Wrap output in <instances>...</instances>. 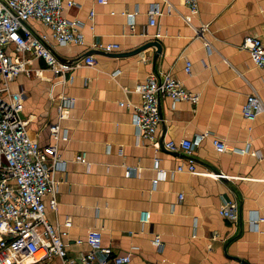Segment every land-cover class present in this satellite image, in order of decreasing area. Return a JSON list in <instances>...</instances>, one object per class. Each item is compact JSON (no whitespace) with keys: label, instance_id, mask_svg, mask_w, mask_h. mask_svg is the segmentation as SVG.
Wrapping results in <instances>:
<instances>
[{"label":"crops","instance_id":"obj_1","mask_svg":"<svg viewBox=\"0 0 264 264\" xmlns=\"http://www.w3.org/2000/svg\"><path fill=\"white\" fill-rule=\"evenodd\" d=\"M168 1L177 11L163 0H72L64 13L81 22L83 44H57L46 25L32 21L62 59L78 61L89 50L111 44L119 48L105 51L133 50L153 38L162 44L157 58L154 47L126 57L93 53L96 64H81L65 84L41 59H33L31 73L10 82L11 90L23 95L22 115L33 139L41 145L54 143L50 125L55 122L68 135L56 142L65 166L55 172V209L49 205L51 195L45 196L47 218L61 228L70 220L72 259L89 250L76 240L98 229L103 245L131 254L128 264H264V113L254 121L242 114L251 86L264 102V68L239 49L245 36L264 43V0H201L192 22L194 27L209 24L205 36L212 51L183 20L181 14L188 13L183 2ZM153 4L163 10L155 25L149 13ZM122 12L134 13L133 19ZM157 68L170 71L199 100L194 105L161 98L157 142L137 143L133 110L120 102L140 103L133 88ZM63 96L74 101L60 116ZM182 139L192 142L193 173L176 171L187 155L165 146ZM213 139L225 141L228 149L218 152ZM249 141L258 155L233 151ZM80 154L86 161L76 160ZM214 172L228 178H215ZM232 198L239 203L237 222L218 212ZM144 211L150 212L146 223L140 220ZM53 259L52 264H62Z\"/></svg>","mask_w":264,"mask_h":264},{"label":"built area","instance_id":"obj_2","mask_svg":"<svg viewBox=\"0 0 264 264\" xmlns=\"http://www.w3.org/2000/svg\"><path fill=\"white\" fill-rule=\"evenodd\" d=\"M181 1L188 9L187 14H181L183 20L194 29L207 50L212 51L213 44L205 36L209 24L194 27L192 22L193 16L199 11L201 0ZM163 2L168 3L169 10L177 11L168 0ZM72 5V0H0V264L43 263L53 258L61 259L62 264H128L132 258L130 253L119 254L114 252L111 246L103 245L102 233L98 229L89 230L84 240H76L77 244L85 242L89 246L87 252L81 253L78 259L68 256V228L71 222L67 220L65 228L52 224L46 215L45 202V196L51 195L50 207L55 209L58 204L55 197L58 183L55 172L65 166V161L58 155L56 142L67 138V132H61L60 124L55 122L50 125L54 143L41 145L33 139L22 115L23 95L20 91L10 88V82L20 73H31L29 64L33 59H41L45 67L63 84L72 81L74 70L81 64H96L93 54L74 62L61 60L49 45L48 35L39 33L32 24L35 20L46 25L57 44H83L81 22L67 18L64 13L65 9ZM149 13L150 23L155 25L156 17L163 14V10L158 4H153ZM122 14L129 20L134 17V13ZM93 16L92 10L90 18ZM118 48L117 44H111L102 49L115 51ZM239 49L248 51L254 64L264 68V43L259 37L245 36ZM185 71L191 72L190 61L186 62ZM133 92L140 94V103L130 100L120 103L133 110L132 122L137 132V143L157 142L162 121L161 98L188 100L194 105L199 100L198 93L188 90L181 80L163 68H157L145 80L137 82ZM73 101V98L63 96L60 116H63V107L72 105ZM262 113L264 102L258 90L251 86L242 106V114L247 120L254 121ZM206 136L207 133L202 135ZM213 144L218 152L228 149L223 140L213 139ZM165 146L170 150H181L187 155L186 164H179L176 171L195 172L196 161L192 156L193 147L189 139L169 140ZM232 149L253 156L258 155L250 141L246 142L243 148ZM85 158V154H80L76 160L86 161ZM161 173L166 175L164 171ZM213 176L228 178L227 174L221 172H214ZM159 179L154 180L155 185ZM218 212L230 221L237 222L238 200L232 198L224 201ZM149 219L150 212H142L141 222L146 223ZM252 223L257 226V220ZM155 240L160 246L159 236ZM38 253H41V256L37 259L35 257Z\"/></svg>","mask_w":264,"mask_h":264},{"label":"water","instance_id":"obj_3","mask_svg":"<svg viewBox=\"0 0 264 264\" xmlns=\"http://www.w3.org/2000/svg\"><path fill=\"white\" fill-rule=\"evenodd\" d=\"M150 47H154L155 49V54L154 57L157 58L161 53H162V44L161 42L157 39V38H153L145 43H143L142 45L136 47L133 50H129V51H124V52H107L105 50H97V49H92L89 50L88 52H86L85 55H89V54H93V53H100V54H105L108 56H112V57H126V56H131V55H135L140 53L141 51L150 48ZM85 55L81 56L84 57ZM59 57V56H58ZM60 58V57H59ZM63 61H67V62H74L76 61V59H62Z\"/></svg>","mask_w":264,"mask_h":264},{"label":"rangeland","instance_id":"obj_4","mask_svg":"<svg viewBox=\"0 0 264 264\" xmlns=\"http://www.w3.org/2000/svg\"><path fill=\"white\" fill-rule=\"evenodd\" d=\"M53 260H54V259H53ZM51 261H52V260H48V261L43 262V263L38 262V263H31V264H52ZM27 262H28V261H27Z\"/></svg>","mask_w":264,"mask_h":264},{"label":"bare ground","instance_id":"obj_5","mask_svg":"<svg viewBox=\"0 0 264 264\" xmlns=\"http://www.w3.org/2000/svg\"><path fill=\"white\" fill-rule=\"evenodd\" d=\"M41 256V253H38L35 258H39Z\"/></svg>","mask_w":264,"mask_h":264}]
</instances>
